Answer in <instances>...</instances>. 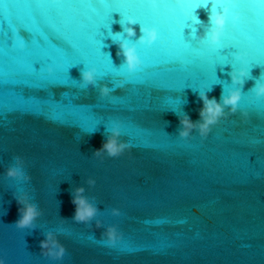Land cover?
I'll use <instances>...</instances> for the list:
<instances>
[{
	"label": "water",
	"instance_id": "95a60500",
	"mask_svg": "<svg viewBox=\"0 0 264 264\" xmlns=\"http://www.w3.org/2000/svg\"><path fill=\"white\" fill-rule=\"evenodd\" d=\"M0 0V48L8 37L3 10L12 9ZM182 7V6H177ZM211 5L195 10L203 22L195 25L202 34ZM111 29L121 31L119 13L112 14ZM46 27L42 36L24 33L29 48L23 67L5 75L0 53V260L4 264H264V107L250 110L247 97L254 79L242 89L246 99L235 115L222 119L206 138L193 133L178 137L179 117L187 113L199 119L202 103L194 92H208L218 101L222 86L231 87L227 73L197 77L193 65L149 67L122 90L101 98L98 88H81L82 58L92 64L111 54L117 57L106 29L98 37L101 51L89 43L88 28L75 23ZM87 24L88 22L85 21ZM190 23V22H189ZM137 38L139 25H135ZM190 28L184 29L190 39ZM69 43L77 51L62 55ZM167 45V37L162 46ZM225 50L224 54H227ZM162 59V58H161ZM57 65L48 75L45 69ZM73 65H75L73 67ZM99 74V73H98ZM264 80V68L251 69ZM115 75H98V84L112 86ZM248 112L247 118L241 113ZM121 126L120 139L132 145L118 158H96L105 129ZM25 161L29 183L7 179L5 170L14 157ZM96 184L89 188L87 179ZM85 188L98 208L96 220L106 228L116 226L122 239L109 247L102 239L104 228L75 223L71 192ZM27 192L42 216L36 229H18V205L13 194ZM94 198V199H93ZM119 209L120 216L111 210ZM61 219L66 221L62 222ZM66 248L62 260L42 256L40 241L48 232Z\"/></svg>",
	"mask_w": 264,
	"mask_h": 264
},
{
	"label": "snow or ice",
	"instance_id": "6c2138e0",
	"mask_svg": "<svg viewBox=\"0 0 264 264\" xmlns=\"http://www.w3.org/2000/svg\"><path fill=\"white\" fill-rule=\"evenodd\" d=\"M12 9L3 10L8 31V39L0 48L5 64V75L23 67V55L29 48V41L24 33L32 37L44 34L46 27L58 25L67 27L75 23L76 27L88 28L89 43L94 51H101L98 38L101 28L111 31L113 13H119L121 23L129 18L137 21L139 27L152 28L157 32V40L149 45L136 44L141 66L133 74H127L126 67H114L109 56L102 62L92 64L87 58L80 63L84 67L95 68L100 75H116L123 72L128 80L149 67V57L154 56L158 62L152 67L180 65L187 69L193 65L201 69L196 75L206 78L217 73V67L231 65L251 73L254 67L264 68V0H9ZM202 5H211V10L227 9L226 24L220 42L215 45H201L194 37L196 25L195 10ZM182 6V7H177ZM85 21L88 23L86 24ZM190 22V23H189ZM190 28V39H186L184 29ZM23 37L21 42L20 37ZM167 37V45L162 41ZM228 50L227 54H224ZM77 51L75 44L69 43L68 49H62V55ZM162 58V59H161ZM75 65H73L74 67ZM57 65L48 66V75L54 73ZM48 68L53 71L49 73ZM246 99L241 92L239 106ZM250 110L264 107V98L255 95L247 97ZM248 113V112H247Z\"/></svg>",
	"mask_w": 264,
	"mask_h": 264
},
{
	"label": "clouds",
	"instance_id": "9594fccd",
	"mask_svg": "<svg viewBox=\"0 0 264 264\" xmlns=\"http://www.w3.org/2000/svg\"><path fill=\"white\" fill-rule=\"evenodd\" d=\"M199 8L207 9V5H202ZM198 9V8H197ZM227 9L223 10H211L208 15L207 25L204 26L202 34H198L197 28L194 26V37L198 39L201 45L210 46L220 42V39L224 32L226 24ZM116 21H114L115 23ZM121 31L113 32L112 29L108 33L112 45L116 46V56L122 57L123 62L119 65V69L126 67L127 74H133L141 66V60L137 55L136 44L151 45L157 40V32L152 28L139 27V37L137 38V32L135 25L137 21L129 18L126 23H121L119 20ZM196 25H202L203 22L196 17ZM23 37H20L23 42ZM111 59V54L108 53ZM112 60V59H111ZM114 65V63H113ZM47 71L51 73L52 68H48ZM221 71H224L222 67ZM98 72L95 68L84 67L80 71V87L81 88H98L101 98L109 97L113 91L119 89L122 90L128 82L127 75L123 72L117 73V77L110 87L107 84H98ZM230 77L231 87L225 89L222 86V92L219 101L215 98H209L208 92H194L197 94L198 100L202 103V107L199 109V119L192 121L187 113H184L183 117L178 116L179 126L177 129L178 137L181 140L189 139L193 133H198L202 138H206L211 129L216 126L222 119H227L229 116L235 115L238 111V104L241 98V92L248 80L254 79L253 86L248 90L257 98H264V80L260 78H254L250 72H246L243 69H236L231 66V70L227 73ZM241 115L247 118L248 113L243 112ZM121 126L118 122H113L110 129H105V139L102 146L93 152V156L96 158H118L130 152L132 145L124 142L120 139ZM15 163L7 167L4 175L7 179L17 182L29 183L31 176L25 172V161L20 156H15ZM85 183L89 188L94 187L96 181L94 179H87ZM84 187H77L71 192V203L75 206V212L73 221L75 223H83L85 225L92 224L95 221V227L97 229L104 228L102 233V239L106 241L107 246L114 247L118 241L122 239V234L118 232L116 226L104 227L103 224L96 220L98 208L93 205L89 198L85 195ZM14 199L18 205L19 218L15 222V226L18 229L34 230L36 229V221L42 216V211L38 205L31 202L27 192H21V194H13ZM94 199V198H93ZM113 216H120L119 209L113 208L111 210ZM62 222L66 221L61 219ZM64 234V230L53 233L48 232L44 234L45 239L40 241L39 247L41 249V255L54 261L62 260L66 254V248L57 238L58 235ZM0 264H4L3 260H0Z\"/></svg>",
	"mask_w": 264,
	"mask_h": 264
}]
</instances>
